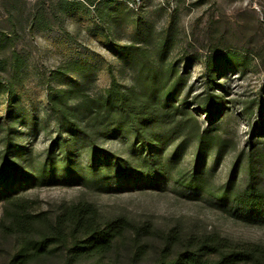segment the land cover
Returning a JSON list of instances; mask_svg holds the SVG:
<instances>
[{
    "label": "rangeland",
    "instance_id": "374dc122",
    "mask_svg": "<svg viewBox=\"0 0 264 264\" xmlns=\"http://www.w3.org/2000/svg\"><path fill=\"white\" fill-rule=\"evenodd\" d=\"M45 1L52 9L47 15L49 31L33 36L28 32L27 19L36 0H0V30L9 29L4 19L14 8L10 20L19 29L16 50L27 59L24 68L10 74L15 78L14 95H19L26 105L24 112L29 120L28 123L20 120L16 126L20 133L17 142L27 155L20 160L22 163L29 161L27 151L31 148L32 159L41 169L52 143L57 138L68 139L58 129L56 114L47 102L48 95L54 97L61 91V72L71 73L68 79L78 77L82 84L83 76L73 71L92 67L85 91L93 95L103 93L113 83L123 91L132 90L136 70L118 58L119 47L135 41L136 22H141L149 28L147 32L143 30L144 34L152 33L143 44L153 60L159 62L155 51L163 39L167 18L176 11L175 47L165 66L176 70L169 83L179 84L176 101L189 109L195 106L197 97L204 92L203 59L209 50L230 48L241 63V72L225 66L217 74L216 85L225 90L229 107L224 117L217 115L216 121L211 122L203 112L192 110L202 129L228 143L224 147L213 146L199 163L206 175L202 186L205 191L189 189L177 178L180 169L193 171L196 167L194 145L190 141L177 139L159 153L175 167L172 174L156 183L139 182L140 188L122 179H113L105 185L104 179L98 178L99 172L91 170L86 153L79 152L75 162L84 168L72 178H69L72 174L60 168L56 180L25 187L10 202L0 200V225L9 222L7 212L18 207L20 212L35 215L30 236L34 239L50 233L56 218L81 202L95 206L102 219L122 217L128 222L127 230L116 240L112 251L78 259L76 264H149L163 255L166 241L171 237L167 252L170 256L190 240L211 236L225 238L238 246L264 247V226L243 222L234 214L237 206L231 209L232 204L218 201L214 196L228 180L239 154L245 163L252 150H264V132L254 136L258 122L264 120V111L258 107L264 99V0H118V5L108 10L126 8L117 25L101 16L99 19L94 13L79 12L65 17L57 5L60 0ZM10 50L0 48L1 54H9ZM0 75L8 73L0 72ZM33 121L37 123L34 130ZM98 143L113 154L131 156L127 151L130 141L123 137L102 139ZM2 147L0 142V154L4 151ZM259 172L264 178V164ZM82 174L86 180L80 181ZM241 178L240 173L238 181ZM212 188V192L207 191ZM5 233L0 231V264H10L20 245L18 234ZM50 249V253L28 264H66V250L62 246L55 243Z\"/></svg>",
    "mask_w": 264,
    "mask_h": 264
},
{
    "label": "trees",
    "instance_id": "16d2710c",
    "mask_svg": "<svg viewBox=\"0 0 264 264\" xmlns=\"http://www.w3.org/2000/svg\"><path fill=\"white\" fill-rule=\"evenodd\" d=\"M116 2L118 0H60L57 5L65 17L79 12L94 13L99 19L101 16L106 22L117 25V19L124 14L126 8H116L115 12H109V9L118 5ZM48 5L45 0H36L27 19L29 34L35 36L48 33L47 15L52 10ZM177 13H171L167 18L163 39L155 51L159 62L153 60L152 54L143 44L145 38L152 33L144 34L143 30L147 32L149 28L141 22H136L137 41L119 47L118 58L129 68L136 70L135 88L130 91H123L113 83L103 93L93 95L86 92L93 70L90 66L78 67L77 72L73 71V74L83 76L82 84L78 77L68 79L71 73L56 71L62 73L61 91L54 97L48 95L47 102L56 114L58 129L68 139L60 141L57 138L52 143L40 169L37 168L35 159H32L31 148L27 151L29 161H20L27 155L17 142L20 133H17L16 126L20 120H24L23 123H28L29 120L24 112L26 105L19 95H14L15 88L12 85L15 78L10 74L24 68L27 59L22 52L16 50L20 40L19 29L10 20L14 15V8L8 11L4 22L8 23L9 29L0 30V48L11 49L9 54L0 52V72L8 73L6 76L0 75V142L4 149L0 154V200L10 202L25 187L56 180L55 176L60 168L72 174L69 177L72 178L84 168L75 162V155L79 152L86 153L91 170L99 172L98 178L104 179L105 185H109L113 179L132 182L135 188H140L138 184L144 180L159 182L171 175L175 168L171 161L161 157L159 153H163L177 139L190 141L194 145L196 161L193 171L180 169L177 171V178L189 189H202L206 175L199 163L213 146L224 147L228 142L221 136L202 129L198 116L192 110L203 112L211 122L216 121L217 115L224 117L223 114L229 107L226 106L225 90L216 85L217 74L225 66L241 72V63L230 48L209 50L210 53L203 59L205 88L197 97L195 106L189 109L184 103L176 101L175 94L179 84L169 85L176 70L173 66L165 69V66L175 47ZM17 16L21 17L22 14ZM217 88L221 91L218 92ZM258 107L264 111V99L258 103ZM36 124L33 121V130ZM263 132L264 120H261L254 136ZM117 137L130 141L127 151L131 152V156L113 154L98 143L102 139ZM252 148L251 146V150ZM262 164L264 150H252L245 163L243 155L239 154L231 166L228 180L214 192L216 200L232 204L231 209L237 206L234 214L249 225L264 226V178L259 172ZM240 173L242 178L238 181ZM79 178L80 181L86 180V175L82 174ZM68 182L71 183V179ZM207 191L212 192L213 188ZM7 215L10 220L0 225V231L18 234L20 238V245L10 264H28L32 259L50 253L52 249L48 248L55 243L66 250L65 263L76 264L78 259L97 257L112 251L116 240L128 228V222L122 217L102 219L95 206L81 202L59 215L50 233L31 239L35 215L27 211L20 212L18 207L7 212ZM171 239L172 237L167 239L163 255L149 264H264L263 246H238L225 238L211 236L190 240L170 256L167 252Z\"/></svg>",
    "mask_w": 264,
    "mask_h": 264
}]
</instances>
